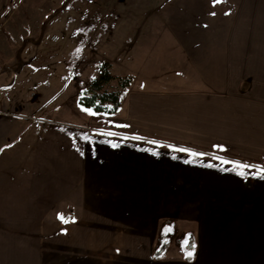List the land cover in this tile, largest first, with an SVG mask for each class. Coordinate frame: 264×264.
<instances>
[{
  "label": "crops",
  "instance_id": "crops-1",
  "mask_svg": "<svg viewBox=\"0 0 264 264\" xmlns=\"http://www.w3.org/2000/svg\"><path fill=\"white\" fill-rule=\"evenodd\" d=\"M162 2L117 113L0 116V264H100L68 234L162 218L188 220L195 256L134 264H264V0Z\"/></svg>",
  "mask_w": 264,
  "mask_h": 264
},
{
  "label": "rangeland",
  "instance_id": "rangeland-1",
  "mask_svg": "<svg viewBox=\"0 0 264 264\" xmlns=\"http://www.w3.org/2000/svg\"><path fill=\"white\" fill-rule=\"evenodd\" d=\"M4 1L0 11V116L29 123L61 119L89 128L87 123L98 119L99 113L82 106L79 97L100 75L101 63L110 62L114 75L136 71L141 52L146 50V34L153 36L148 39V50L156 49L155 34H151L154 23L158 13L170 8L163 0ZM118 83L115 80L105 89L119 88ZM72 220L69 224L77 225ZM159 221L157 234L68 236L74 237L83 253H97L100 264H134L150 258L153 246L157 258L184 257L183 237L193 227L186 218ZM164 226L171 231L166 238L161 235ZM158 248L163 251L160 256L155 254Z\"/></svg>",
  "mask_w": 264,
  "mask_h": 264
},
{
  "label": "trees",
  "instance_id": "trees-1",
  "mask_svg": "<svg viewBox=\"0 0 264 264\" xmlns=\"http://www.w3.org/2000/svg\"><path fill=\"white\" fill-rule=\"evenodd\" d=\"M100 75L95 77L86 93H82L79 97V103L96 113L103 114H115L121 107L122 100L127 88L132 82V77L130 75H114L111 70V63L104 61L100 65ZM117 80L119 83V88L113 90H107L105 87ZM171 231L168 227L164 226L161 232L165 238ZM183 249L185 251V257L187 259H192L196 252V237L193 233H186L183 237ZM163 246V244H162ZM165 247V245L163 246ZM161 248L155 250V254L160 256ZM163 250V249H162ZM157 252V253H156ZM160 252V253H158ZM188 252H192V256H188Z\"/></svg>",
  "mask_w": 264,
  "mask_h": 264
},
{
  "label": "snow or ice",
  "instance_id": "snow-or-ice-1",
  "mask_svg": "<svg viewBox=\"0 0 264 264\" xmlns=\"http://www.w3.org/2000/svg\"><path fill=\"white\" fill-rule=\"evenodd\" d=\"M217 2H219V0H213V3H217ZM87 111H91V110H87ZM182 151H183V149H182ZM237 166L240 167V165H237ZM243 167H247V166H243ZM240 174L244 175L243 172H241ZM188 256L191 257L192 256V252H188Z\"/></svg>",
  "mask_w": 264,
  "mask_h": 264
}]
</instances>
